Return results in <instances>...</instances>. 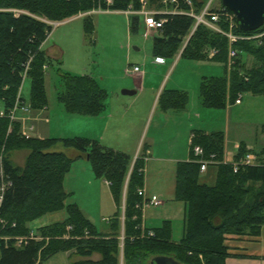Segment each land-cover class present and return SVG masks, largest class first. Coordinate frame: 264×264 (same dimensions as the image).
<instances>
[{"label":"trees","instance_id":"16d2710c","mask_svg":"<svg viewBox=\"0 0 264 264\" xmlns=\"http://www.w3.org/2000/svg\"><path fill=\"white\" fill-rule=\"evenodd\" d=\"M147 2L151 8L164 9L161 0ZM192 2V8L180 3L179 10L183 13L159 16L165 21L152 35L154 57L165 59L180 53V56L189 59H207L223 64V77H203L201 80L199 96L206 108L223 109L228 100H235L243 93L264 97V23L251 32L241 31L238 27L233 29L235 34L241 36L263 35L259 39L239 40L233 44L237 59L229 72L226 67L228 39L204 25H198L191 34L195 19L186 13L191 9L199 13L208 0ZM130 7L138 10L139 0H112L111 4L102 0H0V150L4 149V170L11 181L0 208V218L8 222L0 235L9 237L8 241L0 238V264H41L60 252L70 250L87 258L74 264H119L120 212L116 211L110 235H101L75 203H66L68 194L63 181L73 160L63 152L53 150L58 143L87 156L94 175L110 183L109 190L117 209L128 176L123 211L124 264H150L152 257L158 255L173 257L182 264H225L228 257L224 244L227 235L259 236L264 224V148L254 152L259 164L239 167L237 172H233L230 164L213 165L217 168L214 186L199 182L200 165L193 160L194 157L177 164L174 198L183 203L185 217L183 236L178 242H173L169 221L154 228L153 236L141 230L142 213L136 205L141 202L138 190L144 180L143 154L140 153L132 164L128 154L104 147L95 140L79 137L23 139L20 137L21 122L10 121L8 113L15 105L22 72L31 57L27 70L30 81L28 103L33 112L47 106L45 67L50 59L42 46L52 28L44 17L52 22H60L98 8L124 12ZM222 8L221 3L211 10ZM9 9L20 13L15 14ZM83 23L84 30L92 33L94 24L91 17L85 16ZM218 24L222 30H228V23L224 19ZM129 27L131 32L143 29L142 17L130 15ZM209 49L217 50L211 58L206 55ZM244 55L253 58L252 64L242 59ZM60 78L64 89L58 93V99L67 112L98 116L105 111L107 92L95 79L89 75L66 73L61 74ZM187 99L186 92L173 90L161 100V107L164 110L181 109ZM20 101L26 103L22 97ZM261 130L264 132V125ZM192 136L191 147L199 145L206 156L214 154L216 160H223L222 132L204 134L195 131ZM18 147L29 150L23 166L15 165L9 158ZM248 152L241 145L233 161H241ZM60 210L66 212L64 221L36 230L43 238L41 241L27 239L21 246H16L14 239L27 237L32 229L29 224L33 220ZM12 223H15L14 227H11ZM95 252L100 254V258L96 261L88 259Z\"/></svg>","mask_w":264,"mask_h":264},{"label":"rangeland","instance_id":"374dc122","mask_svg":"<svg viewBox=\"0 0 264 264\" xmlns=\"http://www.w3.org/2000/svg\"><path fill=\"white\" fill-rule=\"evenodd\" d=\"M102 1L107 4L112 3V0ZM208 2H210V8H217L221 4V0H208ZM95 10L97 11L94 12ZM95 10L79 13L76 16L63 20L70 21L59 25H56L58 22L49 21L46 17L43 18L47 23H51L52 28L43 49L47 50L55 44L61 48V51L59 49L57 50L58 47H56V51L52 53V58H49L50 62L45 67L47 109L38 112H33L30 109L28 119L25 121L26 128L33 125V131L30 132L31 136L35 138L67 139L81 134L77 119L82 116L66 112L64 104L58 99V93L62 92L64 89L63 81L60 78L61 74H86L93 77L100 87L107 91L106 102L108 103L109 99H116L117 96L123 97V90H132V88H127L126 86H131L130 81H133V76L127 73L126 70H131L133 67L138 66L141 72H144L146 75L144 84L146 91L145 95H143L144 98L141 101L139 112L136 117H133V123L129 122L132 124L128 126L126 130L125 128L122 131L113 129L111 132L115 133L114 138L112 134L109 133L107 134V138H109V141L110 139H113V141L115 140V143H111L113 146H118V142L120 141L121 144L123 143V145L126 146L129 145L130 148H138L137 150L139 151L141 145L149 142L148 138L155 134L157 137L160 136L157 144V147L160 149L163 148L166 142L170 144L172 141H174V143L177 142L178 147H182L185 142L184 137L187 138L190 134V130H188L187 135H185L186 131L184 132L185 126L183 124L186 121L185 119H179L181 120L180 123L176 118L178 116H175L172 112H170L171 116L165 118L166 113L162 110L161 100L165 99L166 93L173 90L175 91L176 89L186 92L188 99H195V97L199 99V85L203 77H223L225 72L224 65L207 59H189L188 57L180 56V53H177L171 58H161L160 62H156L151 49L153 42L152 36L144 38L142 34L143 29H138L137 32H131L129 27L130 15L126 16L124 15L126 13L123 14L122 12H99L100 8ZM8 11H12L15 14L20 13V11L11 9ZM85 16L91 17L94 23L95 29L92 33H88L84 30L83 18ZM207 28L214 31L209 27ZM262 35L263 34H255L258 38H251V40L259 39ZM249 40L250 39H248V41ZM184 46L185 43L181 49H183ZM216 53V49H209L206 51V55L209 58ZM236 59V57L229 58L227 56V71L233 68ZM242 59L246 60L248 64H252L253 62V58L246 55H244ZM155 92H158L157 99L152 106L148 119L144 121L145 111L151 103ZM21 94L22 98L28 102L30 97V81L27 77L24 80ZM160 95H162V97H160ZM124 97L126 99H132L133 96ZM241 99H243V105L241 108L234 109L232 119L229 123V159H232L233 154L236 153L235 150H237L236 148L239 146L238 142L250 143L256 148L264 147V134H262V130H260L261 125L264 124V97L243 93L241 94ZM235 100H228L227 104L235 103ZM202 109L204 113H200L201 118L194 120L195 123L200 124V122L202 123L203 121L206 124L205 126H208H204L203 128H211V130H222V132H225L223 120L226 114L225 110H227L228 107L223 109L204 107ZM1 110L2 105L0 103V112ZM113 112L115 113L116 111ZM17 113L18 115L22 114L21 111ZM238 121H242L245 124L237 125ZM101 126L102 125H100V127ZM197 127L198 126L195 125V127L191 129ZM175 128L178 130V135L172 132ZM121 132L122 134H119ZM20 137L26 139L22 136L21 129ZM106 140L107 139H105V142ZM98 143L100 144V142ZM54 148H59L61 150L65 149L61 143H58ZM28 153L29 150L25 147L15 148L11 153L15 165L23 166ZM166 154L167 156H173L171 153ZM145 157L144 155L141 158L144 164ZM136 158L137 157L132 159V164ZM172 168V164H161L154 160H151L148 168L146 167L144 173L145 180L148 181L152 189L160 187L164 190L163 192L165 195H160L159 197V200H163V205L158 204L159 206L146 207L145 214L147 217V225L151 227L157 226L162 216H173L171 240L173 242H178L183 234L182 216L179 214V207L182 206V203L173 198L171 189L174 171ZM142 171L144 170L142 169ZM215 174V166L210 167L207 172L200 175V182L212 186L215 182ZM104 180L105 179L97 178L93 174L89 161L82 160L78 162L77 165L74 164L69 174L65 176L63 182L64 189L68 193L66 202H77L80 204L85 212L89 214L90 222L95 226L96 231L102 235H110L109 233L112 232L111 224L115 220L116 211L118 210L120 212V216L118 215V229L120 228V231H118L120 248L118 259L119 264H124V229L122 225L125 206L124 197L128 176L125 181L122 193L123 197L118 209H116L110 195L108 187L110 183L106 180L105 183ZM143 206L142 201L136 205L140 211ZM59 214L65 216V210H62ZM46 217H51V215ZM56 217L57 216L53 218ZM35 220L29 224L32 228L30 234L31 236L33 235L36 240L41 241L43 238L36 231L41 227L36 230L33 229L37 226L36 223H33ZM30 234L27 237H29ZM17 238L24 239V237ZM47 239L48 238L45 240ZM6 240L8 241V239ZM93 255H98L100 258L98 252H95ZM41 264H69V262L67 261L66 254L61 252Z\"/></svg>","mask_w":264,"mask_h":264},{"label":"crops","instance_id":"0c3cea01","mask_svg":"<svg viewBox=\"0 0 264 264\" xmlns=\"http://www.w3.org/2000/svg\"><path fill=\"white\" fill-rule=\"evenodd\" d=\"M96 11L97 10H95L94 12H96ZM99 12L121 13V11H110V10H100ZM124 15L127 16V14H124ZM75 18H77V17H75ZM68 21H70V20L58 22V23H56V25L63 24V23L68 22ZM45 43H46V41L43 43L42 49H43ZM56 47H58L57 50L59 49L61 51V48L59 46H56L55 44L51 48H48L47 50L43 49L50 59L52 58V55H53L52 53H54L56 51ZM154 59L156 60V62L161 61L160 60L161 57H154ZM162 61H163V59H162ZM156 64H160V63H156ZM127 73H130L133 76V81H130L131 86H126V87L132 88V90H129V91H134V94L124 95L122 93L123 97L117 96L116 99H109L108 103L106 102L105 111L98 116L81 115L82 117H79V119H77L78 126H80L79 131L81 134H78L75 137L86 138V139L98 141V142H100V144L102 146L107 147V148H111L115 151L126 153L132 159L137 157V155L140 153L145 155L146 157H145V165H144V169H143L144 170L143 174L146 171V167L148 168V165L151 162V160L160 162L161 164H164V163L172 164L173 165L172 170L174 171L173 172L174 176H173V182H172L173 184H172L171 190H172L173 198H174L176 166L179 162H188L193 157L192 156V150H191V142H190L191 136L193 135V133L195 131H200V132H203L204 134H210L213 132H222V130H211V128L205 129L203 127L206 124L203 121H202V123L200 122V124L195 123L194 120L201 118L200 115L202 113H204L202 108L205 107L202 104L200 96H198L199 99H196V97H195V99L189 98L187 100L186 105L181 109H168V110L162 109V110H164L163 112L166 113L165 118L167 116H171L170 112H172V114H175V116H178L176 118L178 121H180V123H181V120L185 119L186 122L183 124L185 126L184 132L186 131L185 135H187L188 130H190V134H189V137H187V138L184 137L185 142H184V145L182 147H178L177 142L174 143V141H172V142H170V144L166 142V144L163 145V148L160 149L157 147L160 136L157 137V136H155V134H153L152 136H150L148 138L149 142L145 143L144 145L143 144L141 145L139 151L137 150L138 148L137 149H135V147L130 148L129 145L126 146V145H123V143L121 144V142L119 140H118L119 141L118 146L111 145V143H115V140L113 141V139L112 140L110 139V141H109V138H107V134L108 133L112 134V136L114 138L115 133L111 132L113 129L114 130L118 129V130L122 131L125 128V130H126L128 128V126H130L133 123L132 122L133 117L137 116L139 109H140V106H141V101L144 98L143 95H145V91H146V87L144 86L145 80H146V78H145L146 75L144 72L143 73L141 72L140 68H139L138 72H133L131 69ZM82 75H86V74H82ZM199 87H200V85H199ZM175 91H180V90L176 89ZM157 93L158 92L154 93L153 98L151 100V103L149 104V106L147 107V109L145 111V120L144 121H146L148 119V116L150 115V112L152 110V106L154 105L155 100L157 99ZM124 96H133V97H132V99H126ZM252 96H254V95H252ZM107 105H108V108H107ZM242 105H243V99H241L240 104H235V103L227 104L226 108L228 107V109L225 110L226 114L224 115V120H223L224 121L223 127H225L224 128L225 132H222V133H224L223 134L224 135L223 160H226L228 162L233 161L234 156L238 152V149L241 145H244L246 147V149L251 153L258 152L262 148H264V147L256 148L253 144H250V143L246 144L245 142H238L239 146L236 148L237 150H235L236 153L233 154L232 159L228 158V155H229V150H228L229 123L232 119V115H233L232 113L234 112V109L241 108ZM45 109H47V107H45ZM113 111H116V112L114 113ZM77 115L79 116V114H77ZM179 119H181V120H179ZM129 122H132V123H129ZM241 124H245V123H243L242 121L237 122V125H241ZM100 125H102V126L100 127ZM195 125H197L198 127L195 129H191L192 127H195ZM205 127H208V126H205ZM261 127H262V125H261ZM261 127H260V130H261ZM172 132L176 133V135H178L177 134L178 133L177 128L173 129ZM119 134H122V132ZM262 134H264V133L262 132ZM39 139H45V138L39 137ZM105 139H107L106 142H105ZM64 148H65L64 150H61L59 148H54L53 150L58 151V152H63L67 157L71 158L73 160L71 168L73 167L74 164L77 165L78 162H80L82 160L88 161L87 156H85L79 150L74 149V148H66V147H64ZM166 153H171V154H173V156H167ZM9 158L15 164L11 155ZM210 167H213V166H210ZM210 167H208L207 170ZM169 169H170V167H169ZM215 169L217 171L216 166H215ZM207 170L205 172H207ZM203 173H200V175ZM215 179H216V174H215ZM104 182L106 183L105 180H104ZM199 182H200V176H199ZM200 183H202V182H200ZM202 184H205V183H202ZM214 184H215V182H214ZM214 184L212 186H214ZM106 185H108V184H106ZM206 185H208V184H206ZM63 186H64V184H63ZM208 186H210V185H208ZM108 187H109V185H108ZM140 190H142L144 193V197L143 198L141 197V201L144 205L143 208L141 209V213H142V222L140 225L141 230L143 232L148 231V233H150V232L153 233L154 228H159L162 226V223L164 221H169L170 225H171V228H170L171 234L170 235L172 236L173 220H174L173 216H166V215L162 216L160 218L161 220H160L159 224H157V226H155V227H151V226L147 225V217L145 214V208L146 207H154V206L149 205L147 203L144 204V200H147V199L151 198L152 196H156L159 200L160 195H165V193L163 192L164 190H162L160 187L157 189H152L150 187V185L148 184V181L145 180V175H144L143 185L140 188ZM65 192L67 193L66 190H65ZM110 195H111V193H110ZM111 197H112V195H111ZM112 200H113V198H112ZM174 200H175V198H174ZM72 203H75L79 207L81 212L84 214V216L90 221L89 214L85 212V210L81 207V205L78 204L77 202H72ZM72 203H67V204H72ZM163 204H164L163 200L162 199L159 200V205H163ZM159 205H157V206H159ZM177 206H180V205H177ZM115 207H116V205H115ZM116 209H117V207H116ZM61 211L62 210L57 211V212L48 213L47 215L38 218L37 220H35L33 222V223L37 224V226L33 229L36 230L39 227H43V226H47V225H51L54 223H59V222L64 221L66 219L67 215L64 216L63 214H59V212H61ZM179 214L182 216L181 218H182L183 233H184L185 208H184L183 203H182V206L179 207ZM48 215H51V217H46ZM55 216H57V217L53 218ZM182 236H183V234H182ZM224 244L227 247V252H228V257L225 259V264H264V224L261 227V231H260L259 236L251 237V236L227 235L225 238ZM64 253L67 256V261L69 262V264H74L78 261L87 259V258H82V257L76 255L73 250L66 251ZM88 259L96 261L99 259V257H98V255H92Z\"/></svg>","mask_w":264,"mask_h":264},{"label":"built area","instance_id":"2783aa9c","mask_svg":"<svg viewBox=\"0 0 264 264\" xmlns=\"http://www.w3.org/2000/svg\"><path fill=\"white\" fill-rule=\"evenodd\" d=\"M109 1V0H108ZM183 3L187 5L188 7H193L192 0H161V3L164 7V9L157 10L154 8L149 7L147 0H139L140 8L138 10H132L131 7L128 8L123 13H126L127 15H139L142 17L144 28H143V37L148 38L149 36H152L164 23L165 19L159 17L160 15L165 14H174V13H183L181 10H179L180 3ZM172 6V9H169V7ZM212 8H210V2H207L206 5L203 7V9L199 13L193 12L191 9L188 13L191 17L195 19V25L193 30L191 31V34L194 32L195 28L198 25H204L206 27H209L213 29L215 32L222 34L228 39L229 43V50H228V57L234 58L237 56V51L233 49V44H235L239 40L243 39H251V38H258V36H241L238 34H235L233 32V29L237 27L235 16L234 14L227 10L226 8L219 9L218 11H212ZM185 13V12H184ZM224 19L226 23H228V30L224 31L219 26L218 22ZM47 23V22H46ZM48 24L51 25V23L48 22ZM32 60V57L28 60L26 63L24 70L22 72L21 76V83L18 88L17 98L14 107L9 111L8 117L10 121H20L21 122V134L24 138L28 139L31 138L30 132L33 131V125L26 128L25 121L28 119V115L30 112V105L28 102H21L20 98L22 97L21 91L22 86L24 83V80L27 77V70L29 69L30 62ZM130 70L127 69L126 72H129ZM133 72H138L139 67L135 66L132 69ZM241 102V94H239L235 100V104H240ZM18 111H21V116L18 115ZM192 137L190 142L192 143ZM193 160L200 165V173H203L207 170L208 166L218 165L220 163L223 164H230L232 166L233 172H237L239 170V167H247V166H254L259 164L258 159L254 153L248 152L245 154V156L242 158L241 161L238 162H228L226 160L218 161L216 160V156L214 154H210L209 156H206L204 149L199 145H194L191 147ZM4 149L2 148L0 150V208L1 203L3 200V195L5 190L11 185V181L9 180L8 176L5 173L4 170ZM109 184V183H108ZM138 195L141 197H144V193L142 190H138ZM147 203L149 205L157 206L159 204V200L156 196H152L151 198L144 200V204ZM8 225V222L4 218H0V231L5 228ZM15 223L11 224V227H14ZM70 226L68 227V229ZM149 236H153V233H148ZM0 238L6 240L9 239L7 236L3 237L0 235ZM27 239H35L34 236L30 234L29 237H25L24 239L15 238L16 240V246H21L23 242H26Z\"/></svg>","mask_w":264,"mask_h":264},{"label":"water","instance_id":"95a60500","mask_svg":"<svg viewBox=\"0 0 264 264\" xmlns=\"http://www.w3.org/2000/svg\"><path fill=\"white\" fill-rule=\"evenodd\" d=\"M222 6L235 16L238 29L251 32L259 29L264 23V0H221ZM124 95L134 91L123 90ZM150 264H182L173 257L158 255L152 257Z\"/></svg>","mask_w":264,"mask_h":264}]
</instances>
